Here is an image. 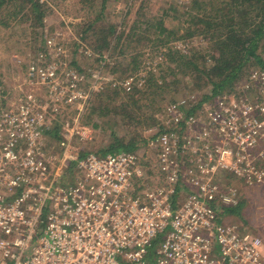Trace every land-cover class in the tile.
<instances>
[{
  "label": "built area",
  "instance_id": "1",
  "mask_svg": "<svg viewBox=\"0 0 264 264\" xmlns=\"http://www.w3.org/2000/svg\"><path fill=\"white\" fill-rule=\"evenodd\" d=\"M36 63L17 87L20 107H0V264H264V239L223 222L243 190L264 187L250 154L264 136L263 105L232 93L201 109L171 101L146 152L82 153L75 139L91 131L92 97L83 75ZM100 74L95 90L121 88ZM251 76L264 80V71ZM34 80L55 93L50 105L24 87ZM4 89L0 80L6 101ZM77 102L73 117L55 115Z\"/></svg>",
  "mask_w": 264,
  "mask_h": 264
},
{
  "label": "rangeland",
  "instance_id": "2",
  "mask_svg": "<svg viewBox=\"0 0 264 264\" xmlns=\"http://www.w3.org/2000/svg\"><path fill=\"white\" fill-rule=\"evenodd\" d=\"M42 1L47 3L43 6L45 12L42 17L31 14L32 16L29 19L11 20L8 27L3 26L0 22V80L5 84L3 96L6 97V101H3L2 97L0 98V107H5L3 106L5 102L11 108L20 107L21 99H19L17 87L20 84H25L24 75L33 60L37 61L36 64L39 66L56 62L58 77L68 71L72 72L71 75H83L81 90L91 93V100L99 94L109 92L107 94L109 96L104 100L108 112L98 111L91 115L87 111L83 119L86 126L91 128V131L85 133V138L79 139V137H76L75 139V145L82 153H106L118 142L123 145L136 142L138 148L134 150L146 152L148 143L158 137L164 130V127L162 128L164 123L169 121L166 108L171 101H185L188 105H192L191 101L193 100L195 105L201 109L202 106L214 107L215 100L219 95L232 93L239 99L245 101H247V98L251 101L257 100L260 105L264 106V80L260 78L251 79L252 73L264 70L261 69L262 66L254 64L253 60L246 61L240 66V69L236 72L238 76L234 81L221 77L224 82L229 83L220 89L221 92L214 90V83L211 78L208 79L196 71L185 74L174 68L176 70L175 75L170 73L165 78L166 80L162 78V71L156 67V64L157 61L163 60L161 52L165 49L163 47L159 48L161 45L156 46L160 41L154 45L152 43V39L159 37L158 30L152 27L150 39L144 40L149 33L139 29L140 23L149 24L151 18L161 15L166 6L179 5V7L189 8L192 0ZM21 3L20 0L18 5L12 4L10 12L18 10ZM102 5H104V9H102ZM97 16L99 18L96 25L108 27L116 24L117 31L123 29L129 31L132 27H135L142 38L140 40L135 38L130 47L125 43L123 45H115V43L111 49L105 51L94 50L90 42L92 30L86 32L85 38L81 36V33L93 23L92 21ZM0 18L6 20L4 13L1 11ZM181 20V30L177 34L179 38L175 37V39L174 35L169 37L171 39L170 45H173V48L181 49L184 54L192 53L195 50H205L208 58L212 54H220L218 45L200 31V26H193L187 15L181 17ZM80 22L83 25H75ZM173 23H177V20L173 21L171 18H166L165 25L167 27H170ZM190 32H193V34H189ZM59 49L62 50L57 55L56 51L58 52ZM88 52H91V55H88ZM138 53L137 64L132 65L133 67L124 73L126 66H131V63H129L132 62L130 61V55ZM262 53L264 59V51ZM103 54L107 56L105 65H102L101 60ZM121 58L124 60L123 63L116 64V59L120 60ZM171 63L167 65H173ZM148 71H151L150 76L154 75L158 83L163 80L168 81L157 94L148 95L147 90L142 91L148 86V81H146ZM98 72H101L99 76H114L122 89L124 88L123 84L132 86L131 91L124 88L125 90L122 92L120 88L109 87L103 92H98L99 90L94 89L98 84V79L93 76ZM228 75H230L229 71ZM32 82L33 84L28 83L24 87L38 94L41 104L46 102L50 105L51 102H48L47 99L54 98L55 93H48L49 84L47 83L45 86L36 84V80ZM133 85H137L136 88H133ZM140 86H142V90ZM118 89L120 93L114 95L112 92ZM132 92H136L134 95L140 99L135 109H132L133 105L128 104L131 100L128 99L127 94ZM143 93L148 95L145 94L147 98L143 97ZM46 96L48 97L46 98ZM38 106L39 104L33 105L31 108L35 110ZM77 106L78 102L72 106H60L59 115H55L58 118L65 116L71 118L77 114ZM122 106L124 109H122ZM193 112L197 113L198 111ZM200 117L204 123L208 118V114L202 113ZM258 117L264 120V110L258 113ZM184 128L185 126H182V129ZM189 132L193 133V130H189ZM130 138H132L131 141ZM263 148L264 136L258 139L257 145L255 144L250 154L255 156L257 162L264 167V156H257ZM241 199L240 205L233 212L228 210L227 213H223L226 220L223 222L238 225L241 231L259 235L264 239V187H247L243 190Z\"/></svg>",
  "mask_w": 264,
  "mask_h": 264
},
{
  "label": "trees",
  "instance_id": "3",
  "mask_svg": "<svg viewBox=\"0 0 264 264\" xmlns=\"http://www.w3.org/2000/svg\"><path fill=\"white\" fill-rule=\"evenodd\" d=\"M19 1L20 0H0V11L4 13V18L6 19L2 20L0 18V22H2L3 26L8 27L11 20L20 21L25 18L29 19L32 16L31 14L37 15L38 17L43 16L45 12L43 6L45 4L47 5L46 1L21 0L22 3L19 9L10 12L12 10V4L18 5ZM164 8L161 15L152 17L149 24L141 22L139 28L149 33L144 40L150 39V30L152 27L158 30L159 37L152 39V43L154 45L156 42L160 41L156 46L161 45L159 48L163 47L165 49L161 52L163 60L157 61L156 64V67L160 68L162 71L161 75L164 80H166L165 78L168 77L170 73L175 75V69L185 74L196 71L199 74H203L204 77L208 79L211 78V81L213 80L212 82L214 83V90H219L218 92H221L220 89L226 86V84H229L224 82L221 77L234 81L238 76L236 72H238L240 66L246 61L249 62L253 60L254 64L262 66L261 69L264 70L262 53L264 51V0H192L189 8L185 6L179 7V5H171L170 7L166 6ZM102 9H104V5H102ZM102 9L100 10L101 12ZM185 15L188 16V19L190 18L193 26H200V31L215 41L220 51L219 55L218 53L212 54L208 58L205 50H195L192 53L184 54L181 49L178 50V48H173V45H170L171 39L169 37L171 35H174V38L178 36L177 34L181 30L182 24L181 17ZM98 18L99 16L95 17L94 21H92L93 23L81 33V36L85 38L86 32L92 30V33H90V42L94 50L105 51L114 47L115 43V45H123V43H125L130 47L134 43L135 38L138 40L142 38L141 34L137 32L138 29L135 27H132L129 31L126 29L117 31L118 28L116 24L108 27L96 25ZM166 18H171L173 21L177 20V23H173L170 27H167L165 25ZM75 25H83V23L80 22ZM189 34L192 35L193 32ZM138 57L139 53L130 55V61L132 62L129 63H131V66H126L124 73L137 64ZM125 59L127 60L126 57ZM101 60L106 61L105 54L102 55ZM123 61V58L120 60L116 59L115 63L122 64ZM170 63L173 65H167ZM228 71L230 75H228ZM150 73L151 71H148L146 75L148 76L147 80L144 79L148 81L147 88L142 90V86H140V89L142 91L147 90L146 93L149 92L148 95L157 94L168 81L163 80L161 83H158L154 75L150 76ZM136 86L137 85L133 88H136ZM107 88H109V86ZM120 91L123 92L124 89L120 88ZM120 91L118 89L114 90L112 93L118 95ZM108 93L96 95L93 100L89 101L88 111L91 115L98 111L102 113L108 112L106 101H104L107 99V96H109L107 95ZM134 93L136 92L127 94L128 99L131 100L128 104L133 105L132 109H135L140 101L139 98H136ZM145 94L143 97L147 98L148 95L146 94V96ZM122 109H124L123 106ZM136 111L138 112V110ZM126 116H128V114H126ZM131 139L132 138H130V141ZM137 148L136 142L127 145L118 142V144L111 147L110 151H132ZM234 209L235 208L229 209V211L233 212Z\"/></svg>",
  "mask_w": 264,
  "mask_h": 264
}]
</instances>
